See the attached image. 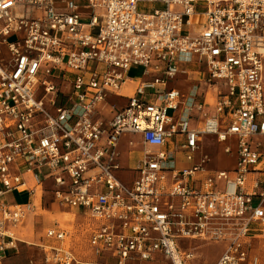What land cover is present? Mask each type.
Wrapping results in <instances>:
<instances>
[{
    "label": "built area",
    "instance_id": "2783aa9c",
    "mask_svg": "<svg viewBox=\"0 0 264 264\" xmlns=\"http://www.w3.org/2000/svg\"><path fill=\"white\" fill-rule=\"evenodd\" d=\"M60 4L0 0V264L44 185L51 204L92 224L94 261L51 226L33 264H191L184 242L206 239L225 241L215 264H264V0ZM130 67L140 74L124 96ZM195 74L186 92L171 86ZM125 135L141 156L124 169ZM207 137L231 168H210ZM13 190L26 202L9 204Z\"/></svg>",
    "mask_w": 264,
    "mask_h": 264
},
{
    "label": "rangeland",
    "instance_id": "374dc122",
    "mask_svg": "<svg viewBox=\"0 0 264 264\" xmlns=\"http://www.w3.org/2000/svg\"><path fill=\"white\" fill-rule=\"evenodd\" d=\"M61 0H51V2L58 8L62 7L60 4ZM202 5V4H199ZM23 9L20 7L16 8L17 12H21ZM96 13H99L98 11ZM202 21L201 16H195L192 19V23L198 27ZM190 71L195 69L187 67ZM140 74V70L135 67H130L127 71L126 76L130 79H134L135 76ZM197 77V76H192ZM184 77L178 76L176 80L171 82V86L180 89V87L186 86V83L182 81ZM133 86V85H132ZM132 86L130 87L132 89ZM131 89H123L121 94L130 95ZM69 87L63 88V92H67ZM207 91V101L213 102L214 90L212 88L205 89ZM113 99L109 98V102ZM120 103L124 102L119 100ZM168 114H171L169 111ZM255 142H263L262 138H258ZM126 151L125 147H121V160L126 162ZM203 151L209 154L212 159L210 168L216 170L229 169L233 165V157L223 153V146L218 145L214 137H207L203 143ZM136 158V154L133 155ZM123 176H121L122 178ZM46 186V187H45ZM46 190L41 199L40 206L36 205L35 211L29 214L25 220L11 230L13 236L17 239L16 248L17 252L10 254L3 264H28V262L38 263L41 261V251L37 245L44 243L42 240L44 229L51 226H57L60 229L65 230L68 236L63 241V247L70 249L75 256L78 258H86V240L89 231L92 228L90 221L86 218L81 217L75 210H68L58 208L54 204H51V194L48 192L49 188L44 185ZM39 194V192H38ZM7 201L15 204H22L27 199V194L21 190L9 193L6 196ZM57 245V244H53ZM184 246L192 249L195 259L191 264H215L219 256L225 248V241H216L206 239L203 241L184 242ZM142 264H149L143 262Z\"/></svg>",
    "mask_w": 264,
    "mask_h": 264
},
{
    "label": "crops",
    "instance_id": "0c3cea01",
    "mask_svg": "<svg viewBox=\"0 0 264 264\" xmlns=\"http://www.w3.org/2000/svg\"><path fill=\"white\" fill-rule=\"evenodd\" d=\"M193 30L196 32L198 30V27H193ZM192 76L193 75H191L190 76V79H188V80L182 79V81L184 83H186V86L180 87V89H179L180 91L186 92L189 89V87L192 85V83H193V82H191V80H198V76L196 74L194 76H197V77H192ZM136 78L137 77L135 76L134 79H131L130 80L131 82H128L127 84H125L122 87V89H128V90H130L131 89L130 87L133 85L132 82ZM124 96H126V95H124ZM204 140H206V138ZM204 140H203V143H204ZM128 141H131L132 142V146L131 147H128L127 146L126 142H128ZM121 147H125L127 149V151H126V162L125 163L122 162V160H121V152H120ZM140 151H141V148H140L138 136H136V135H125V136L121 137L120 140H119V144H118V163H119V166L121 168H124V169L126 167L132 168L133 165H134V163H135V161L138 160L140 158V156H141ZM134 154H136V156H137L136 158L133 157ZM117 176L120 178V180L126 181V182L127 181H130L131 178H132V175L130 173L126 172V171H119L117 173ZM121 176H123V177L121 178ZM15 191L16 190H13V191H10L9 193H12V192H15ZM9 193H7V194H9ZM7 194H6V196H7ZM38 196H39L38 191H36L35 198H34V204H35V206L38 205ZM6 201H7V199H6ZM7 202L9 204H15V203L10 202V201H7ZM191 242H193V241H191ZM85 257H86V258H84L85 260L94 261V258L91 257V256H89V255H87V254H86ZM4 262H5V260L3 261V263Z\"/></svg>",
    "mask_w": 264,
    "mask_h": 264
},
{
    "label": "bare ground",
    "instance_id": "6f19581e",
    "mask_svg": "<svg viewBox=\"0 0 264 264\" xmlns=\"http://www.w3.org/2000/svg\"><path fill=\"white\" fill-rule=\"evenodd\" d=\"M122 90H123V89H122ZM122 90H121V91H122Z\"/></svg>",
    "mask_w": 264,
    "mask_h": 264
}]
</instances>
